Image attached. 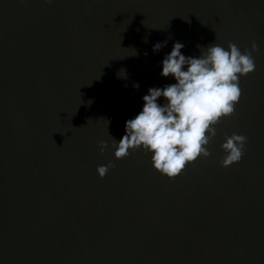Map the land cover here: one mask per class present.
Returning a JSON list of instances; mask_svg holds the SVG:
<instances>
[{"label": "water", "instance_id": "95a60500", "mask_svg": "<svg viewBox=\"0 0 264 264\" xmlns=\"http://www.w3.org/2000/svg\"><path fill=\"white\" fill-rule=\"evenodd\" d=\"M175 42L259 50L211 156L169 178L112 137L175 83ZM0 264H264V0H0Z\"/></svg>", "mask_w": 264, "mask_h": 264}, {"label": "clouds", "instance_id": "9594fccd", "mask_svg": "<svg viewBox=\"0 0 264 264\" xmlns=\"http://www.w3.org/2000/svg\"><path fill=\"white\" fill-rule=\"evenodd\" d=\"M45 2L51 4L53 0ZM163 46L158 42L153 51ZM183 48L182 43L175 42L161 61L160 75L172 77L175 83L149 88L142 98L141 111L125 121L121 139L117 141L109 134L115 158L143 150L151 154L154 169L169 178L180 173L186 162L211 156L208 145L216 136L214 125L234 112L235 102L241 96L240 77L256 69L253 53L259 50L255 43L243 52L235 44L225 49L212 43L202 47L198 57H193L182 54ZM121 72L119 75L124 77L125 72L123 75ZM246 142L247 136L242 133L225 137L221 144L225 154L222 166L241 160ZM107 147V142H100L102 152ZM111 167V163L98 166V175L103 178Z\"/></svg>", "mask_w": 264, "mask_h": 264}]
</instances>
